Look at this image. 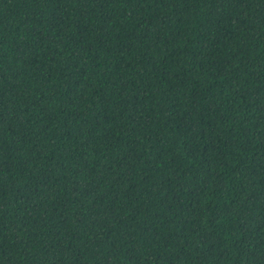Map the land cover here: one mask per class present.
Returning a JSON list of instances; mask_svg holds the SVG:
<instances>
[{"label": "trees", "instance_id": "obj_1", "mask_svg": "<svg viewBox=\"0 0 264 264\" xmlns=\"http://www.w3.org/2000/svg\"><path fill=\"white\" fill-rule=\"evenodd\" d=\"M0 264H264V0H0Z\"/></svg>", "mask_w": 264, "mask_h": 264}]
</instances>
